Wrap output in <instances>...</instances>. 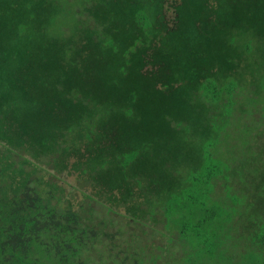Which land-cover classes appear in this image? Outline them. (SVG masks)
Segmentation results:
<instances>
[{
  "label": "trees",
  "instance_id": "1",
  "mask_svg": "<svg viewBox=\"0 0 264 264\" xmlns=\"http://www.w3.org/2000/svg\"><path fill=\"white\" fill-rule=\"evenodd\" d=\"M167 2L0 0V264H168L159 232L185 264H264V154L227 143L246 114L264 136V0Z\"/></svg>",
  "mask_w": 264,
  "mask_h": 264
},
{
  "label": "rangeland",
  "instance_id": "2",
  "mask_svg": "<svg viewBox=\"0 0 264 264\" xmlns=\"http://www.w3.org/2000/svg\"><path fill=\"white\" fill-rule=\"evenodd\" d=\"M170 10V8H169ZM169 12V16L172 19L173 15H174V11L170 10ZM264 80V79H263ZM248 89H251V85H248ZM248 92V91H247ZM249 94V93H248ZM262 112L264 113V109L261 107ZM236 114L238 115V111L236 112ZM261 114L258 112L255 114V116H251V115H247L244 118V122L242 123V125H237L235 126V128L237 130H234V133H239L238 136L234 135L235 137H231L227 140V143L229 145V148L233 149L235 152V157L239 158L242 160H247V158L249 157L250 162L253 161V163L257 162L258 158L257 155H263L264 151L261 149L262 148V142L264 141V136L260 133V135L258 134L259 138V142H260V146L256 147V145L254 144V139H253V135L254 133L258 132V130L256 128H254V126H250L251 124V120L252 118L256 119L259 118ZM236 122H234L235 124ZM249 124V126H248ZM262 128H264L263 124H262ZM233 140H235V142H233ZM252 144V146H251ZM250 170H254L255 171V166H250L247 168V173ZM42 172V171H40ZM251 172V171H250ZM253 174V172H252ZM64 176V180L66 181L67 184H65L61 179H57L55 178L56 181H59L61 184H63L66 188V190L68 191V196L75 202L78 203L79 201H83V192L84 191H90V188L88 187L87 183H85V180L80 179L76 177V175H63ZM230 198H234V194H232L230 196ZM89 199H86L84 201V203L86 205H88ZM97 207V216L98 218H103L105 217L106 219H108V221L110 219L114 220V224L110 225V227L108 228L110 231H114L116 230L118 227L122 226V229H126L127 231V235L129 234H133V235H139L141 237L142 240L144 241H150L153 240L154 243L156 244V246L151 243L150 244V251H156L158 249L157 245L158 244H164V238H161L159 235H157L156 233H154V235H149L150 237L148 238V226H144L145 228L142 230L141 228H143V226H138L136 227L135 225L132 224V222L127 218H125L123 216V214L125 213V209L124 207H119L118 208V212L116 214L111 213V212H107L106 207H104L103 205H96ZM252 207H245L244 211H246V213H249L251 211ZM111 217V218H110ZM126 221H128L126 223ZM138 222V221H134L133 223ZM140 222V221H139ZM159 228L164 229V226H159ZM146 230V233H145ZM132 231V232H131ZM150 233V232H149ZM162 236H165V238L167 239L168 243L165 245L166 248L168 249V251L170 252L169 257H168V264H182L185 260H188L186 257V255H188V257L191 255L190 253L187 252L186 254V250L190 251L191 250V245L188 243V247L185 249V245H183L184 243H187L185 237L181 238L178 234L173 233V234H164L163 232H159ZM195 242L197 240H194ZM231 241V240H228ZM252 244V242H251ZM142 247H144V244L142 243ZM101 248H104V246L101 244L100 245ZM184 247V250H182L181 248ZM231 247V246H230ZM229 247V249H230ZM180 249V250H179ZM227 248V250H229ZM234 249V248H233ZM179 250V251H177ZM182 250V251H181ZM222 250H225V248L223 247L222 249L219 250L220 254L222 252ZM185 251V252H184ZM234 251H237V259L239 258V260H250L252 259L250 256V253L254 250H252L251 248H249V246H245L243 248H239V249H234ZM184 253L186 254L184 256ZM260 253H262V251H260ZM245 254V255H244ZM244 255V256H243ZM216 259L218 258V256H213ZM237 259H233L234 261ZM237 260V261H239ZM228 261V260H227ZM90 264H95L90 262ZM185 264V263H183ZM210 264H217L215 263V260H211Z\"/></svg>",
  "mask_w": 264,
  "mask_h": 264
},
{
  "label": "flooded vegetation",
  "instance_id": "3",
  "mask_svg": "<svg viewBox=\"0 0 264 264\" xmlns=\"http://www.w3.org/2000/svg\"><path fill=\"white\" fill-rule=\"evenodd\" d=\"M167 1H168L167 4H165V11H170V10L176 11L175 7L172 6V3L176 0H167ZM178 1H181V0H178ZM173 5H175V4L173 3ZM169 8H170V10H169Z\"/></svg>",
  "mask_w": 264,
  "mask_h": 264
}]
</instances>
